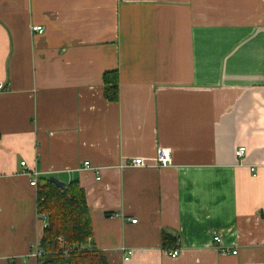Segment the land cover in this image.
Instances as JSON below:
<instances>
[{
	"label": "crops",
	"instance_id": "crops-1",
	"mask_svg": "<svg viewBox=\"0 0 264 264\" xmlns=\"http://www.w3.org/2000/svg\"><path fill=\"white\" fill-rule=\"evenodd\" d=\"M0 82V264H38L22 161L78 182L109 264H264V0H0Z\"/></svg>",
	"mask_w": 264,
	"mask_h": 264
},
{
	"label": "trees",
	"instance_id": "trees-1",
	"mask_svg": "<svg viewBox=\"0 0 264 264\" xmlns=\"http://www.w3.org/2000/svg\"><path fill=\"white\" fill-rule=\"evenodd\" d=\"M103 93L106 100L117 101L118 76L115 71L103 75ZM38 215L46 216V226L37 247L38 264H109L105 255L89 243L92 222L86 196L77 181L59 189L43 181L37 189ZM177 238L165 231L161 244L174 248Z\"/></svg>",
	"mask_w": 264,
	"mask_h": 264
},
{
	"label": "built area",
	"instance_id": "built-area-1",
	"mask_svg": "<svg viewBox=\"0 0 264 264\" xmlns=\"http://www.w3.org/2000/svg\"><path fill=\"white\" fill-rule=\"evenodd\" d=\"M30 31L33 34L41 35L44 33V27L39 26V25L31 26ZM6 89H7L6 85H4L3 83L0 82V93ZM245 152H246L245 147H239L235 151L236 158L237 159L243 158V156L245 155ZM170 163H171L170 151L166 148L159 147L157 149L156 155H155V167L165 168V167H168L170 165ZM20 166L22 168V173L25 175H28L31 179V181L29 182V185L33 188H38V173L34 169L28 167L24 161L20 162ZM121 167H124V168H126V167L142 168V167H147V165L143 161L142 158L137 157V158L131 159L130 161H127ZM82 169L83 170L92 169V166L90 165L89 162L86 161L82 164ZM39 216H40L41 220L44 223H46V216L45 215H39ZM135 222H136L135 220L131 221V223H135ZM214 242L217 244L221 243L219 238H214ZM220 252L225 253V251L223 249H221ZM168 253H169L171 258H176L179 254L177 249H172ZM232 254L236 255V252L233 251ZM34 255L38 256L39 254L36 252ZM129 256H130L129 252L126 254L124 253L123 261L127 262L129 260Z\"/></svg>",
	"mask_w": 264,
	"mask_h": 264
},
{
	"label": "water",
	"instance_id": "water-1",
	"mask_svg": "<svg viewBox=\"0 0 264 264\" xmlns=\"http://www.w3.org/2000/svg\"><path fill=\"white\" fill-rule=\"evenodd\" d=\"M50 184L54 185L55 187L61 189L63 187H65V183L62 182V181H59L57 178L55 177H49L48 180H47Z\"/></svg>",
	"mask_w": 264,
	"mask_h": 264
}]
</instances>
